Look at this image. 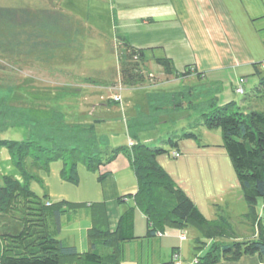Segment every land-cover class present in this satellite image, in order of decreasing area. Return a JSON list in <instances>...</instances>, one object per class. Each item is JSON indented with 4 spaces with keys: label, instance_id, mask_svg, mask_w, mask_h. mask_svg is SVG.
<instances>
[{
    "label": "trees",
    "instance_id": "16d2710c",
    "mask_svg": "<svg viewBox=\"0 0 264 264\" xmlns=\"http://www.w3.org/2000/svg\"><path fill=\"white\" fill-rule=\"evenodd\" d=\"M116 38L120 87L137 89L155 86V77L150 68V54L155 49L137 47L127 35L118 34ZM4 46L3 50L9 53V58H15V43ZM155 62L163 68L166 79L172 76H206L196 65H187L184 71H177L169 57L155 58ZM262 66L264 62L253 65L254 76L258 77L253 91L257 98L262 99L260 108H246L235 101L219 105L216 99H210L207 110L199 111L194 109L193 102L197 94L196 87L175 93L153 92L147 96L149 111H139L138 115L127 122L130 146L112 151L102 146L95 126L69 120L57 109H52L43 118L32 116L23 107L7 101V97L1 92L0 135L22 126L26 127L27 133L24 141L0 139V150L7 149L22 176V180L7 175L0 178V264H122L124 245L136 239L135 208L122 216L114 231L108 226L100 225L99 218L106 217V212H101L89 234L92 249L81 253L59 238L63 230V219L82 207L96 209L101 204H89L88 207L85 203L51 202L46 200V196L37 195L31 188V180L35 179L31 175L32 169H48L52 162L62 160L63 175L67 180L75 182L79 165L83 164L89 171L97 172L101 167L115 162L121 155L127 159L137 178V191L130 197L134 198L136 207L147 218L148 238L163 235L169 228L184 231L197 227L206 238L203 239L205 241L202 238L196 239L198 249L207 251L196 255L195 264H227L248 256H258L263 261L264 224L257 214L258 202L264 203ZM83 82L107 88L118 86V83L94 78H86ZM237 83L242 88L245 84L240 81ZM121 88L111 100L113 104L122 103ZM239 88L240 86L237 90ZM243 94H246L245 90ZM116 96L120 97V101L115 100ZM182 111L195 113L199 118L196 124L200 120V127L222 131L223 143L220 147L232 162L248 207L246 217L252 224H257L258 234L255 238L239 239L229 218L218 216L213 220L208 219L159 164L158 159L163 155L173 156L175 159L178 157L174 153L182 156L179 151L180 140H170L172 151H169L148 146L139 139V132L157 130L162 118L171 120ZM184 138L202 143L197 134H186ZM111 174V171L101 174L100 182ZM123 199L124 197L120 200Z\"/></svg>",
    "mask_w": 264,
    "mask_h": 264
},
{
    "label": "rangeland",
    "instance_id": "374dc122",
    "mask_svg": "<svg viewBox=\"0 0 264 264\" xmlns=\"http://www.w3.org/2000/svg\"><path fill=\"white\" fill-rule=\"evenodd\" d=\"M245 42L246 46L239 43L237 48L231 49L226 42L222 47L229 49H215V54L206 59L200 49L170 42L150 54L155 86L121 88L117 38L109 0H0V93L32 116L43 118L52 109H57L69 120L95 126L102 146L112 151L130 146L127 122L139 111H149L147 96L153 92L175 93L196 87L193 102L194 109L199 111L207 110L210 99H216L219 105L235 101L246 108H260L262 99L257 98L253 91L257 78H251V83L244 84L243 93L245 90L246 94L237 91L242 86L237 83L238 78L253 68L248 62L254 44L248 39ZM9 43L16 46L13 59L3 50L6 47L3 45ZM165 57L173 60L177 71H184L188 64H196L206 76H172L166 79L163 68L155 62V58ZM86 78L115 82L118 86L88 85L83 82ZM239 81L245 82L243 78ZM119 88L122 89V103L113 104L111 100ZM197 119L195 113L182 111L171 120L162 118L157 130L139 132V139L148 146L172 151L170 140H180L179 144L183 145L190 140L184 136L192 133L197 134L203 143L221 145L222 131L200 127L201 122L199 120L196 124ZM26 133V127H16L1 134L0 139L24 141ZM181 157L175 159L163 155L159 159H164L169 168L177 169ZM113 163L97 172H91L81 164L77 168V180L73 182L63 175V161H54L48 169H32L31 175L35 179L31 180V188L51 202L85 203L89 207V204L100 203L103 185L99 177L111 171ZM5 175L22 180L7 149L2 148L0 178ZM181 175H185L184 170ZM243 201L239 202L237 192L230 191L224 202L216 201L221 208L214 206L212 218H229L238 236L248 233L251 222L246 217L248 210ZM82 208L84 212L85 207ZM198 229L194 228L196 238L205 241ZM189 230L186 229L187 238H190ZM200 252L203 251L198 249L196 240L186 241L181 264H190Z\"/></svg>",
    "mask_w": 264,
    "mask_h": 264
},
{
    "label": "crops",
    "instance_id": "0c3cea01",
    "mask_svg": "<svg viewBox=\"0 0 264 264\" xmlns=\"http://www.w3.org/2000/svg\"><path fill=\"white\" fill-rule=\"evenodd\" d=\"M109 1L116 36L127 35L137 47L158 49L170 42L184 44L202 50L203 58L206 59L215 54V49H229L222 47L226 42L231 49L237 48L241 41L240 45L246 46L245 39H248L254 44L249 66L264 62V0ZM254 74L253 67L238 79H245L247 85L251 83V78L258 79ZM255 85L256 82L253 86ZM179 151L182 157L178 160L177 169L169 168L164 159H158V162L208 219H213L214 206L221 208L216 201L219 199L224 202L230 191L237 192L239 202L244 200L232 162L220 145L203 142L199 144L197 140L190 139L183 145L179 144ZM183 170L184 176L181 175ZM111 172L112 174L102 181V195L98 200L101 206L96 209L85 207L84 212V208H81L73 215L65 217L59 238L64 244L76 247L79 252H87L92 249L90 230L95 226V221L98 222L96 219L101 212L105 211L106 217L99 218L100 225L108 226L114 231L118 228L122 216L131 208H135L136 239L124 245L122 264H172L174 252L182 254L185 242L197 239L194 228L187 229H193L192 232L188 231L190 238H187L186 230L176 228L163 235L148 238L147 218L136 207L134 198L130 197L136 193L138 187L133 169L121 155L113 163ZM123 197L124 199L120 200ZM245 208L248 210V207ZM94 213L96 216H93ZM257 214L264 224L262 201L257 204ZM250 224L248 233L237 235L239 239L257 236V224ZM195 263L196 257L190 264ZM227 264H264V260L261 261L258 256H248Z\"/></svg>",
    "mask_w": 264,
    "mask_h": 264
},
{
    "label": "built area",
    "instance_id": "2783aa9c",
    "mask_svg": "<svg viewBox=\"0 0 264 264\" xmlns=\"http://www.w3.org/2000/svg\"><path fill=\"white\" fill-rule=\"evenodd\" d=\"M239 93H243V88L242 87H240L238 90H237ZM115 100L116 101H120V97L119 96H116L115 97ZM174 156L175 157H180V155L178 154V153H174ZM185 237L183 236V239H184ZM173 263L174 264H181L182 263V259H181V255H180V253H178V252H175L174 253V255H173Z\"/></svg>",
    "mask_w": 264,
    "mask_h": 264
}]
</instances>
